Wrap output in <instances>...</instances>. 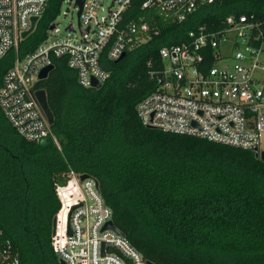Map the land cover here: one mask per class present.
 <instances>
[{
  "label": "trees",
  "instance_id": "16d2710c",
  "mask_svg": "<svg viewBox=\"0 0 264 264\" xmlns=\"http://www.w3.org/2000/svg\"><path fill=\"white\" fill-rule=\"evenodd\" d=\"M62 1L50 0L19 56L45 39ZM136 7L129 18L145 14ZM152 15L159 34L108 63L99 89L81 87L66 60L54 59L36 88L46 93L57 144L23 140L0 110V227L20 264H59L55 189L71 174L96 181L114 226L152 264H264V162L250 150L144 127L136 114L155 89L148 63L162 47L198 26L216 30L229 16L264 24V0H214L180 24ZM14 56L0 61V85Z\"/></svg>",
  "mask_w": 264,
  "mask_h": 264
},
{
  "label": "built area",
  "instance_id": "2783aa9c",
  "mask_svg": "<svg viewBox=\"0 0 264 264\" xmlns=\"http://www.w3.org/2000/svg\"><path fill=\"white\" fill-rule=\"evenodd\" d=\"M64 1L78 12L76 0ZM49 2L0 0V61L15 51L0 85V110L23 140L36 144L50 138L57 144L36 98L40 74L54 67V59L66 60L81 87L93 88L94 81L102 86L111 75L108 63H118L122 55L159 34L152 14L164 23L180 24L214 0H110L108 5L106 0H83L77 28L70 24L71 30L59 32L54 21L45 39L19 56L16 49L25 39L22 34L34 17L36 28ZM134 4L143 16L128 17ZM148 67L156 86L136 106L144 127L259 154L264 151L263 23L241 15L227 17L216 30L198 26L186 41L162 47L157 63L149 62ZM71 175L66 185L55 189L60 207L52 247L59 260L65 264H152L123 235L103 230L113 222L112 212L96 181ZM0 264H20L1 227Z\"/></svg>",
  "mask_w": 264,
  "mask_h": 264
},
{
  "label": "water",
  "instance_id": "95a60500",
  "mask_svg": "<svg viewBox=\"0 0 264 264\" xmlns=\"http://www.w3.org/2000/svg\"><path fill=\"white\" fill-rule=\"evenodd\" d=\"M76 4H77V6H78V8H79V10H78V12H77V20H78V21H77V24L79 25V17H80V13H81V8H82L83 0H76ZM36 21H37V18H35V17L32 18V20H31V27H30L29 30L25 31V32L22 34V38H26L27 36H29V35L34 31ZM53 27H54V26H51L50 29H53ZM71 29H72L71 26H69V27L67 28V30H71ZM124 56H125V55H122V57L120 58V60H122V59L124 58ZM120 60H119V61H120ZM52 70H53V66H49V67H47L46 69H44V70L42 71V73L40 74V77H39L40 80H41V81L45 80V79L48 77L49 73H50ZM92 87L95 88V89H99L101 86H100L98 83H96V82L94 81V82L92 83ZM36 98H37V100H38V102H39V104H40V106H41V108H42V110H43V112H44V114H45L47 120H48V123H49L50 125H52V124H53V121H54V118H53V114H52V112H51V110L49 109V106H48V104H47V99H46V93H45V91H44V90H39V91H37V92H36ZM253 153H254L256 156H258L262 162H264V151L261 152V153L259 154L257 150H254ZM88 178H89V177H88L87 175H82V176H80V181H84V180H86V179H88ZM55 226H56V217H54V218H53V221H52V235L54 234ZM106 229L114 230V231H116L118 234L122 235V234L119 232V230H117V228L114 226L113 222H108V223L104 226L103 230H106ZM70 234H71V230H70V226H68V235H70ZM59 264H65V263H64L63 261L60 260V261H59Z\"/></svg>",
  "mask_w": 264,
  "mask_h": 264
},
{
  "label": "rangeland",
  "instance_id": "374dc122",
  "mask_svg": "<svg viewBox=\"0 0 264 264\" xmlns=\"http://www.w3.org/2000/svg\"><path fill=\"white\" fill-rule=\"evenodd\" d=\"M109 1L110 0H106L105 4L108 5ZM77 21V11L74 10V6L64 1L55 20L59 32H64L70 24L74 26V28H77ZM70 176L72 177V175ZM75 177H77V175H75Z\"/></svg>",
  "mask_w": 264,
  "mask_h": 264
}]
</instances>
